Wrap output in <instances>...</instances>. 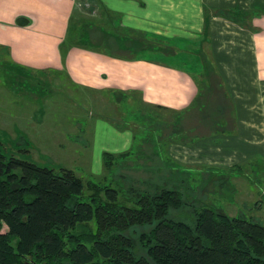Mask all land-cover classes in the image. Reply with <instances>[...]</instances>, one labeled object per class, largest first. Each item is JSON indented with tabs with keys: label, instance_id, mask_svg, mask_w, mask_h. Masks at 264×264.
Returning <instances> with one entry per match:
<instances>
[{
	"label": "crops",
	"instance_id": "1",
	"mask_svg": "<svg viewBox=\"0 0 264 264\" xmlns=\"http://www.w3.org/2000/svg\"><path fill=\"white\" fill-rule=\"evenodd\" d=\"M90 1L123 29L205 50L224 98H200V73L185 65L77 45L63 59L61 47L79 0H0V52L13 65L65 76L100 96L102 103L128 93L129 104L191 121V139L169 143V156L180 168L232 169L264 157V0ZM219 10L228 11L232 19L217 16ZM101 124L97 126L102 129ZM201 127L206 128L202 137ZM104 132L116 140H104L103 153L129 151L130 130L108 125Z\"/></svg>",
	"mask_w": 264,
	"mask_h": 264
},
{
	"label": "rangeland",
	"instance_id": "2",
	"mask_svg": "<svg viewBox=\"0 0 264 264\" xmlns=\"http://www.w3.org/2000/svg\"><path fill=\"white\" fill-rule=\"evenodd\" d=\"M93 3H77L70 32L75 45L114 56L185 65L200 73V98H224L205 50L123 29L110 18L105 20L101 7ZM7 57L5 51L0 52V149L6 156L56 170L72 169L85 183L116 187L125 176L124 182L131 180L130 185L145 188L147 180L163 185L166 180L168 187L180 191L189 204L216 207L231 217L264 225V157L232 169L174 167L169 143L191 139V121L173 112L129 104L128 93L121 94V98H104L102 103L100 96L75 86L65 76L22 68ZM204 64L208 65V73L202 76ZM108 125L122 132L128 129L133 136L130 154L112 173L104 168L101 149L104 140H116L104 132ZM179 125L184 130H179ZM205 130L201 127L200 137ZM188 214L173 212L172 217L190 221Z\"/></svg>",
	"mask_w": 264,
	"mask_h": 264
},
{
	"label": "trees",
	"instance_id": "3",
	"mask_svg": "<svg viewBox=\"0 0 264 264\" xmlns=\"http://www.w3.org/2000/svg\"><path fill=\"white\" fill-rule=\"evenodd\" d=\"M216 15L232 19L228 11ZM70 32L63 59L76 44ZM129 154L105 152V170L114 172ZM121 178L116 187L85 183L72 169L0 149V264H264L260 222L189 204L166 180L137 188Z\"/></svg>",
	"mask_w": 264,
	"mask_h": 264
}]
</instances>
